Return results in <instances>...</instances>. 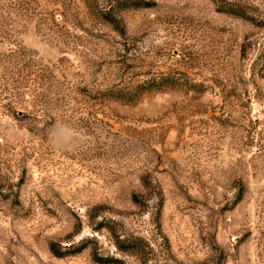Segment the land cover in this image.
<instances>
[{
    "label": "rangeland",
    "instance_id": "1",
    "mask_svg": "<svg viewBox=\"0 0 264 264\" xmlns=\"http://www.w3.org/2000/svg\"><path fill=\"white\" fill-rule=\"evenodd\" d=\"M0 264H264V0H0Z\"/></svg>",
    "mask_w": 264,
    "mask_h": 264
},
{
    "label": "trees",
    "instance_id": "2",
    "mask_svg": "<svg viewBox=\"0 0 264 264\" xmlns=\"http://www.w3.org/2000/svg\"><path fill=\"white\" fill-rule=\"evenodd\" d=\"M230 12H234V13H240V12H238V10L237 9H235V8H230V10H229ZM53 249V248H52ZM97 259H99L100 260V258H97ZM105 260H103V261H105L106 263H111L113 260H110L109 258H104Z\"/></svg>",
    "mask_w": 264,
    "mask_h": 264
}]
</instances>
